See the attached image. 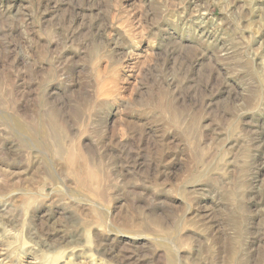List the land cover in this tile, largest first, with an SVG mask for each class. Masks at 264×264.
<instances>
[{"label":"rangeland","instance_id":"374dc122","mask_svg":"<svg viewBox=\"0 0 264 264\" xmlns=\"http://www.w3.org/2000/svg\"><path fill=\"white\" fill-rule=\"evenodd\" d=\"M0 264H264V0H0Z\"/></svg>","mask_w":264,"mask_h":264},{"label":"bare ground","instance_id":"6f19581e","mask_svg":"<svg viewBox=\"0 0 264 264\" xmlns=\"http://www.w3.org/2000/svg\"><path fill=\"white\" fill-rule=\"evenodd\" d=\"M202 16H204V15H202ZM193 20V19H192Z\"/></svg>","mask_w":264,"mask_h":264}]
</instances>
